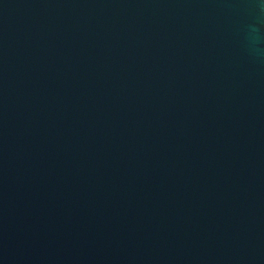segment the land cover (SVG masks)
<instances>
[{"label":"water","instance_id":"obj_1","mask_svg":"<svg viewBox=\"0 0 264 264\" xmlns=\"http://www.w3.org/2000/svg\"><path fill=\"white\" fill-rule=\"evenodd\" d=\"M0 264H264V0H0Z\"/></svg>","mask_w":264,"mask_h":264}]
</instances>
